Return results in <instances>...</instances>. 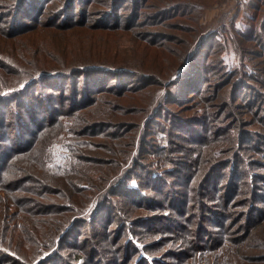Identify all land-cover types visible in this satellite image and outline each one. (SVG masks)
<instances>
[{"label": "trees", "instance_id": "16d2710c", "mask_svg": "<svg viewBox=\"0 0 264 264\" xmlns=\"http://www.w3.org/2000/svg\"><path fill=\"white\" fill-rule=\"evenodd\" d=\"M191 1L0 0V264H264V173L253 172L264 171V6L243 28L234 23L251 44L237 46V67L219 63L215 98L228 95L187 116L179 110L189 95H205L206 51L219 31L184 43L173 36L183 26L158 21L182 19ZM76 29L87 32L75 44ZM33 38L42 41L16 46ZM163 40L180 45L174 58ZM148 86L166 92L146 101ZM157 119L165 124L159 144L149 133ZM245 123L260 127V139L249 138ZM112 128L120 133L88 148L83 137ZM244 147L260 156L246 160ZM161 148L174 166L160 156L139 175L140 160ZM33 155L40 165L22 162ZM17 168L23 176L13 179ZM18 202L40 217L28 229L3 220L27 216ZM208 222L216 228L206 230ZM84 227L92 233L75 237ZM141 233L156 240L142 242Z\"/></svg>", "mask_w": 264, "mask_h": 264}, {"label": "rangeland", "instance_id": "374dc122", "mask_svg": "<svg viewBox=\"0 0 264 264\" xmlns=\"http://www.w3.org/2000/svg\"><path fill=\"white\" fill-rule=\"evenodd\" d=\"M261 0H258V6ZM149 2H153V1H149ZM192 2V7L191 10L187 13H184L182 16V19H176V18H172V19H167V18H161V20H159L158 22L164 23V22H175L176 24L178 23L179 25L183 26L182 29H180L179 32H174L173 36L177 37L178 40L183 41L184 43L186 42H190L193 40V36H195L197 34V36H201L202 34H205L213 29H218L219 31V36L214 37V39L216 40L215 43H213L214 49H210L211 52L206 51V61L208 62V65L212 67H209L212 71L209 72V75L207 78V83L206 85H204L203 88H201V90H206L205 91V95L200 99L198 98L199 92L197 94H191L189 95L187 98L185 99L186 104L182 103L181 104H185L186 106L181 108L179 110V112H183V114L190 116L193 115L196 110L199 108H201L202 106H205L208 109H212L209 107V105L211 103H206L208 102V98H210L211 102H219L222 101L227 95H228V90L221 95L218 98H215V88L214 85L217 84L220 81V76L222 74V70H223V65L225 66V69L227 70L229 67L231 68H235L238 66V60L239 57H243L242 52L239 51V48H237V46H249V42L244 41L243 38H241L240 36L234 34L232 32V29H234V23H235V27L237 28H243L244 26H246L248 24V18H250V14H256L257 16L259 15V12L262 10V7L264 6V4L256 9L254 6L256 4V0H252L251 3L249 4L250 0H194L191 1ZM249 4V5H248ZM88 7V5L86 6ZM101 6L95 4L92 7H89V10H94V9H100ZM102 8H104L102 6ZM125 11V9H120L118 12L119 13H123ZM146 12L149 11V9L145 10ZM78 19V17H76ZM257 22V20L252 21L251 23L255 24ZM162 29H164V27H161ZM87 31H84L82 29H76L74 31V33L72 34L71 37V41H74L75 44L78 42H83L85 40L84 36L85 33ZM173 32V31H170ZM196 36V37H197ZM96 39L100 40V39H104L102 36H100L99 34H96ZM0 38H3L0 35ZM223 39L228 40L227 44H223V42L221 41ZM52 39L55 42H60V40L56 37H52ZM196 39V38H195ZM229 40H232L229 41ZM42 40L40 38H33L30 40H24L23 42L19 43V41L17 42L16 46L18 48H20L21 46H34L37 45L38 42H41ZM208 41V39H207ZM206 41V43H207ZM163 45L165 46V50L167 52L168 57L174 58L177 50L179 49L180 45L177 44V41H162ZM194 42V41H193ZM211 42L210 40L208 41V43ZM205 43V45H206ZM207 50V49H206ZM38 57V56H37ZM249 58V56H247ZM135 59L137 61V63L140 62L139 58L135 55ZM221 60H223V65L220 66L219 68V63L221 62ZM249 64H254V62L258 61V58L251 56L248 60ZM156 64H160V60L155 61ZM175 68L174 71H176L179 66H181V58L180 56L178 58L175 59V61L173 62ZM217 67V69H212L214 68V66ZM226 64V65H225ZM173 71V73H174ZM172 76V75H171ZM170 78V77H169ZM199 78H200V74H196L195 75V79H193L194 85L195 86H199ZM146 91L143 97L146 101H149L151 98V95L155 92H166L165 89L166 87H159L157 89H153L151 86L146 87ZM229 88V87H228ZM154 90V92H153ZM153 92V93H152ZM212 95L214 96V100L212 101ZM161 96V94H160ZM153 104V103H152ZM168 108H173L175 111L177 109H179L180 105H167ZM250 116V115H249ZM253 118L257 119V116H253ZM157 125L152 127V130H154V132H149L150 134H152V138L150 139V141L152 143H156L159 144L160 141L158 139V137L155 136L157 129V126L159 127V125H165L164 121H162L161 119H157ZM186 126H189L188 124H186ZM197 127H193V131L196 130ZM244 130L247 131L249 138H259L260 137L257 135V133H255L256 131H260V127H250L248 124L245 123V125L243 126ZM192 131V132H193ZM120 133L119 129H98L94 135H90V136H85L83 137L84 140H87V146L90 149H95V148H99L102 144V142H104L108 137L106 136H110L113 135L115 133ZM33 134V130L31 129V133ZM34 135V134H33ZM187 137V135H185ZM254 136V137H253ZM29 139L31 140V137H29ZM82 140V139H80ZM159 142V143H157ZM181 144H184L186 147L190 146V143L187 142H181L178 141ZM92 143L96 144L95 147H92ZM248 145H251L252 143H246ZM247 148H243L242 151H244ZM242 156L244 158H246V160H250L251 158H253L254 156H260L258 155L256 152L253 151H244L241 153ZM165 155H169L173 161V166H174V155L170 154L168 152H165L164 149H157L153 155H145V159L144 160H140V164H142L141 169H137L138 174L141 175L143 174V168H152L151 166H149L150 164H154V162L156 161V159L160 156H165ZM106 158H109L108 155L105 156ZM261 160V159H260ZM22 162H24L25 164H27L28 162L33 163V164H37L40 165L37 161H36V156L33 155L30 159H23ZM252 162L251 166H254L257 163H254V161H250ZM3 165V164H2ZM1 165V167H2ZM176 165V164H175ZM16 166H20L19 164L16 163ZM15 166V167H16ZM0 167V169H1ZM252 169V168H251ZM18 170V171H17ZM13 173H19V171L21 169H18ZM222 173H226V171H221ZM253 172H257L259 174H261L262 172L264 173V171L262 169H253ZM17 175H15V177L13 179H17L22 177V173H19ZM115 175V172H114ZM177 176L174 177H166L167 180H171V178H176ZM226 180V178H222L220 179V182ZM14 187V185L12 186V188ZM182 188V187H180ZM165 190V189H163ZM175 190H179V189H175ZM21 193H25L20 191V193H17L18 196H30V195H22ZM32 204H30L29 202H18L16 207H18L21 212L25 213L27 216H31V217H27L24 215L18 216L16 217V215L10 216V217H5L3 220L6 221L5 224L11 226L12 224H16L19 225V230L21 229H28L27 226L25 225L26 222H31L32 218L34 219H40V217L38 216V214L34 213L32 214ZM146 213H153V212H146ZM132 215H139V214H143L140 212H132ZM111 229H113L114 227L111 226ZM205 228L206 230H213L216 228L215 223L213 222H208L205 224ZM92 232L89 230L88 227H84L83 229H80V231L76 232L74 234V236L76 237L78 234H80L77 238H81L84 237L86 235H90ZM140 235H143L141 237V241H145L147 242V244L149 243H154L153 241L156 240V238H153L150 234L146 233H141ZM14 236L11 237V243L15 245V240L12 239ZM106 236H104L103 239H105ZM10 243V242H9ZM170 246V245H169ZM171 250L170 251H176L177 249L173 248V246H171ZM174 249V250H173ZM164 251L163 249H158L155 252H161ZM29 254L30 256H32L34 254V247H31V249H29Z\"/></svg>", "mask_w": 264, "mask_h": 264}]
</instances>
